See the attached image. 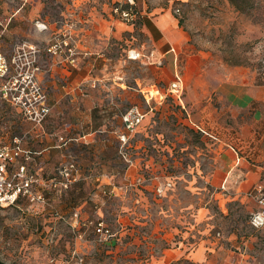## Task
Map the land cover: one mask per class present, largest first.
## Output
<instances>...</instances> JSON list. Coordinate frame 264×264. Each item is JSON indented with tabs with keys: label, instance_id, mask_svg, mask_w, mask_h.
<instances>
[{
	"label": "crops",
	"instance_id": "1",
	"mask_svg": "<svg viewBox=\"0 0 264 264\" xmlns=\"http://www.w3.org/2000/svg\"><path fill=\"white\" fill-rule=\"evenodd\" d=\"M23 4L0 0V10H12L10 44L16 33V13L22 10L24 15L27 7ZM33 10L31 7L23 18L31 20ZM119 22L123 21L119 19ZM141 30L153 45L154 57L149 62L152 69L146 84L149 87L139 88L138 102L134 103L145 111V115L135 128L134 152L130 154L131 161L124 162L123 170L106 168V148L111 143L107 129L110 119L103 112L106 108L96 87L88 88L85 93L86 130L64 138V142L58 139L62 135H57L47 124L37 129L31 125L28 136L21 134L25 133L21 127L28 128L29 122L2 120L3 113L9 114L20 107L0 97V137L4 141L20 137L22 145L33 152L28 165L44 177L53 175L56 167L69 156L78 157L79 146L86 148L90 161L84 163L86 166H78V172L90 181L94 189L92 200L89 203L75 200L61 205L78 212V223L89 218L88 214L96 213V219L101 218L115 231L112 237L99 241L92 226L85 223L91 229L87 233L94 237L84 242L79 248L81 251H93L98 255L105 249V252L123 258L132 257L137 264H241L243 261L256 264L254 255L258 254V249L253 242H258L259 237L255 232L240 233L238 227L225 230L221 224L218 226V220L213 218L214 213L205 201L197 205L193 218H185L184 214L171 216L156 201H150L148 193L156 200L160 199L156 195L165 191L170 197L175 183L183 179L184 186L196 191L198 197L202 190L209 188L223 214L229 211L232 203L245 206L249 213L256 208L258 203L248 191L254 185L264 186V78H258L254 69L236 64L230 67L227 76L207 84L202 80L206 71L200 67L203 63L201 54L188 45L187 31L168 11H148ZM181 54H185L183 60ZM45 58L42 53L40 60L45 61ZM58 69L57 75L63 79V68L59 66ZM176 75L182 83L181 97L170 90ZM166 87L167 92L161 93ZM156 92L161 95L157 93L159 96L156 97ZM166 93L172 96L173 102L168 100L169 97L163 99L162 95ZM61 96L59 93L55 99L59 101ZM119 118L122 128L119 133L126 134L121 113ZM79 121L77 118L76 122ZM160 121L167 123L166 132L157 128ZM177 124L185 131L178 135L189 138L183 146H178L175 140L179 139L174 132ZM195 135L199 136L198 145L193 142ZM203 144H207L210 151L206 159L202 156L204 165L191 166V162H187L181 167L183 159L191 156L196 161L201 159ZM118 156L121 158L119 153ZM137 176H150V179L132 184ZM166 179L171 185L158 194L156 186ZM103 189L119 199L114 208L105 206L101 197ZM52 192L48 191L47 195ZM190 205L184 203L182 208ZM69 218L72 219V215ZM256 229L264 238V225Z\"/></svg>",
	"mask_w": 264,
	"mask_h": 264
},
{
	"label": "rangeland",
	"instance_id": "2",
	"mask_svg": "<svg viewBox=\"0 0 264 264\" xmlns=\"http://www.w3.org/2000/svg\"><path fill=\"white\" fill-rule=\"evenodd\" d=\"M14 1L16 5L24 3L23 6L27 7L24 15L22 10L16 13L18 19L12 44L8 43L12 38L9 28L12 10H0L5 25L0 31V51L7 62L15 60L18 64L8 68L5 79H9L12 74L15 81L13 86L16 88H12L11 93H16L22 82H25L21 76L26 72L33 74L34 80L45 92L47 110L28 111L22 104L14 102L9 94V99L3 98L14 102L20 109L9 114L3 113L2 120L22 121L23 124L29 122L28 128L24 125L21 127L25 132L21 134L26 136L31 131V125L37 129L47 124L57 135H62L58 139L64 142V138L86 130L83 112L86 106L85 93L88 88L96 87L106 108L103 112L110 119L107 131L111 134V143L106 148L108 169L123 170L124 167L125 159L119 152L122 134L119 133L122 129L119 114L138 102L139 88L145 90L149 87L146 84L152 71L149 62L154 57L153 45L141 30L148 11H168L179 19L187 31L188 45L201 54L203 63L200 67L206 71L202 80L207 84L227 76L230 67L236 64L254 69L258 78H264V0H250L251 4L245 10L236 9L228 0H135L131 8L125 0H58L52 3V0ZM31 7L34 9L31 14L33 18L27 21L23 16L29 13ZM175 7L179 10L175 11ZM122 10H136V13L126 16ZM119 19L123 22H119ZM39 23L43 25L42 29ZM42 53L44 58L46 56L45 61L40 60ZM184 56L181 54L180 59L183 60ZM59 66L63 68V79L57 75ZM61 84L67 86L62 87ZM183 86L186 92L184 83ZM164 92H167V87L161 91ZM59 93L62 96L58 101L55 98ZM173 95L176 96L175 93ZM162 97H169L168 100L172 101L168 93ZM77 118L79 122H76ZM166 125L165 121H160L157 128L165 131ZM135 128L125 132L130 140L127 149L132 155ZM174 130L176 135L185 133L181 124H177ZM198 137H193L197 145ZM178 138L175 139L178 146H183L189 139H186V135H178ZM203 146L205 148L201 150L199 161L191 156L190 159L182 160L184 163L181 167L186 166L187 162H191V166L204 165L202 161L210 155V151L206 148L207 144ZM194 156H197L196 151ZM89 157L86 148L79 146L78 157L69 156L61 163L73 161L80 167L87 160L90 161ZM175 184L170 197L165 191L160 196L156 195V198L160 197L156 200L148 193L149 200L160 204L167 214H184L185 218H193L197 205L207 202L208 209L214 213L213 218L218 220V226L221 224L225 230L238 227L240 233L255 232L258 235V242H253L258 249L254 260L256 264H264V238H261L256 227L246 221L249 211L245 206L232 203L229 211L223 214L209 188L202 190L198 197L196 191L184 186L183 179ZM93 190L90 181L79 174V178L63 191L49 193V202L45 206L24 200L14 205H0V264H63L66 260L73 261V252L78 251L83 255L85 264H137L132 257L123 258L107 253L105 249L98 255H94L93 251L85 252L82 249V252L79 249L86 240L94 237L92 233H87L91 229L85 222L96 219V213L88 214L89 218L77 223L69 218L71 208L65 209L61 204L75 200H86L89 203ZM101 197L108 208H114L119 200L108 191L102 193ZM184 203L191 205L182 208ZM54 210L59 216L55 217ZM63 216L65 219H61ZM108 226L115 231L110 224Z\"/></svg>",
	"mask_w": 264,
	"mask_h": 264
},
{
	"label": "built area",
	"instance_id": "3",
	"mask_svg": "<svg viewBox=\"0 0 264 264\" xmlns=\"http://www.w3.org/2000/svg\"><path fill=\"white\" fill-rule=\"evenodd\" d=\"M125 2L128 3L129 8L135 4V0H125ZM174 10L178 11L179 8L175 7ZM135 13L136 10H122V14L126 16H132ZM4 28L5 25L0 16V31ZM12 63L7 62L5 56L0 51V97H7L9 99L8 95L10 94L11 98L15 100L14 102L22 104L24 109L28 111H46L44 103L45 92L34 80L33 74L26 72L22 75L21 78L25 82H22L18 92L11 93V89L15 87L13 86L15 85V81L12 74L9 79H5V74H7L10 66L14 67L18 65L15 60ZM181 84L180 77L176 75L175 80L171 82L170 90L175 92L177 96L181 94ZM158 94L161 95V93ZM144 115L145 111L137 104H131L121 112V118L126 130H134ZM120 139L121 147L119 152L125 161L129 163L131 157L127 148L130 145V140L126 134H121ZM32 158V150L22 145L20 137H13L11 141H4L0 137V205H14L24 200L28 203H38L45 206L49 202L48 191L61 192L79 178L77 164H74L73 161L61 163L56 167L53 175L44 177L28 165L29 160ZM149 179L150 176H137L132 184L144 183ZM169 185H171V181L168 179L164 180L156 186V192L161 194L164 187ZM106 191L105 189L102 190L103 193ZM248 193L258 203V206L249 213L248 222L253 227H260L264 225V186L261 184L254 185ZM54 213L55 216H59L56 210H54ZM71 215L74 222L78 223V212L73 211ZM86 224L92 226L96 238L100 241L107 240L114 235V231L101 218L89 219ZM72 257L74 258L73 261L66 260L63 264H85L82 254L73 252ZM241 264L251 263L243 261Z\"/></svg>",
	"mask_w": 264,
	"mask_h": 264
},
{
	"label": "trees",
	"instance_id": "4",
	"mask_svg": "<svg viewBox=\"0 0 264 264\" xmlns=\"http://www.w3.org/2000/svg\"><path fill=\"white\" fill-rule=\"evenodd\" d=\"M236 9L245 10L251 4L250 0H228Z\"/></svg>",
	"mask_w": 264,
	"mask_h": 264
},
{
	"label": "bare ground",
	"instance_id": "5",
	"mask_svg": "<svg viewBox=\"0 0 264 264\" xmlns=\"http://www.w3.org/2000/svg\"><path fill=\"white\" fill-rule=\"evenodd\" d=\"M39 27L42 29L43 28V25L39 23Z\"/></svg>",
	"mask_w": 264,
	"mask_h": 264
}]
</instances>
